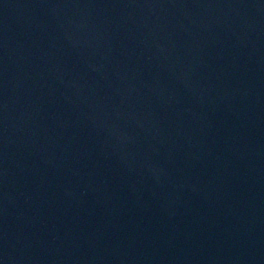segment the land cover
Listing matches in <instances>:
<instances>
[{"label":"water","instance_id":"95a60500","mask_svg":"<svg viewBox=\"0 0 264 264\" xmlns=\"http://www.w3.org/2000/svg\"><path fill=\"white\" fill-rule=\"evenodd\" d=\"M0 264H264V0H0Z\"/></svg>","mask_w":264,"mask_h":264}]
</instances>
